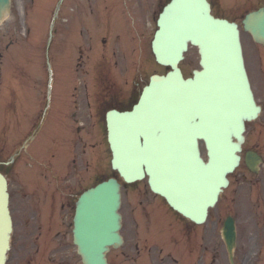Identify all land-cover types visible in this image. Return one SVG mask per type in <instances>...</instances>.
<instances>
[{"label":"water","instance_id":"95a60500","mask_svg":"<svg viewBox=\"0 0 264 264\" xmlns=\"http://www.w3.org/2000/svg\"><path fill=\"white\" fill-rule=\"evenodd\" d=\"M9 7V0H0V18ZM248 29L253 38L264 44V6L251 12L246 17ZM158 24L159 30L155 35L154 52L157 60L163 64H171L174 70L166 76H154L153 85L157 89L171 90L173 84L177 88H187L189 84L201 88L198 92L202 96L203 108L196 111L201 122L190 128H177V133L171 135L173 141L170 146L162 147L164 152H173L165 167L158 169L170 170L168 187L175 189V198L180 194L185 202L184 206L175 204L185 213V209L194 210L202 201L192 197L189 187L193 182L204 176L207 184L208 197L206 205L215 201L217 192L225 184L224 174L231 171L238 162L236 152L240 150L243 140V121L256 115L253 97L249 88L247 76L243 66L238 30L234 23L214 18L209 13L206 0H172L165 8ZM187 42L198 47L202 70L194 71L192 79L184 80L177 68V62L182 58ZM174 104L184 119V98L175 97ZM157 101V110L162 113ZM164 118V117H161ZM164 127L163 124H161ZM196 136H203L206 140L209 154L214 155L207 163L197 156ZM235 137L236 141H232ZM172 140V139H170ZM160 150V148L158 149ZM146 160V156L144 157ZM119 159H114L117 167ZM148 163H153L151 160ZM158 164V162H154ZM246 163L251 170L255 169L250 156ZM131 160L127 165H136ZM151 172L154 182L156 169ZM202 173V174H201ZM207 173V174H205ZM125 179L132 180L139 176L137 173L122 171ZM157 186H154L156 189ZM119 185L115 179L99 184L96 188L85 192L78 201L75 216V242L84 264H106L105 252L109 245L117 246L120 236L119 215ZM169 188V189H170ZM172 191V189H170ZM170 196H174L169 192ZM171 197L169 199L172 202ZM203 199V198H201ZM191 204L192 201H199ZM174 203V202H172ZM206 205L202 207L205 209ZM10 218L7 209L6 183L0 175V264L5 259L10 232ZM232 230H225L227 242H232Z\"/></svg>","mask_w":264,"mask_h":264},{"label":"rangeland","instance_id":"374dc122","mask_svg":"<svg viewBox=\"0 0 264 264\" xmlns=\"http://www.w3.org/2000/svg\"><path fill=\"white\" fill-rule=\"evenodd\" d=\"M60 1L11 0L10 11L0 22V104L8 103L0 109V127H4L7 134L14 126L15 129L17 125L23 126L27 122L30 110H36L38 104H43L47 73L46 57L52 66L53 103L54 107L56 105V111L62 109L59 100H64L66 94L74 91L77 96H83L92 89H104L115 60L123 63L121 68H127L128 64L132 65L133 75L137 70L142 71L139 73V76H142L138 80L143 77L146 79L144 73L153 72L149 66L151 63L149 65L145 63L148 60H145L137 49L140 46L139 49L148 50L144 46L151 40L155 28L153 17L156 14H154L156 0H139L138 5L133 6L135 15L133 17L123 10L122 0H63L59 8V18L52 21L55 25L52 39L46 42L52 12ZM133 1L135 0H132V4ZM212 1L219 15L236 18L238 21L242 19L243 14H238V8L243 7L240 1L244 0H221L229 12L222 9L217 0ZM25 11L24 24L28 36L23 25ZM79 48L81 50H78ZM196 65V49L191 47L185 54L183 69L186 74H190ZM156 66L158 72L164 71L161 66ZM111 77L118 79L117 72L113 70ZM117 83L120 84V89L126 86L123 80ZM80 88L88 91L84 93ZM7 118L8 122L4 124L2 120ZM54 123L56 124V120ZM94 135L92 165L94 164L96 175H109V154L103 142L102 126H94ZM53 136L57 140L51 142L50 148L55 153L59 151L57 145L60 143L58 140L61 134ZM248 136L251 143V134ZM9 144L10 141L6 140L0 145L7 152ZM0 157H3V154L0 153ZM241 167L244 166L241 164L239 172L244 171ZM83 177L84 179L78 177L80 183L81 181L90 183L88 175ZM232 188L233 186L225 190L220 197V203L225 205L224 211L237 207V216H246V212L240 210H246L245 203L237 202L242 194H232ZM122 194L124 207L128 197L131 199V193L127 197L125 189H122ZM219 210H222V207ZM248 215L254 217V211L248 212ZM248 219L252 221L253 218ZM240 221L242 222L243 218H240ZM108 258L110 264H120L118 250L109 253Z\"/></svg>","mask_w":264,"mask_h":264},{"label":"flooded vegetation","instance_id":"af4514ba","mask_svg":"<svg viewBox=\"0 0 264 264\" xmlns=\"http://www.w3.org/2000/svg\"><path fill=\"white\" fill-rule=\"evenodd\" d=\"M248 41L243 47L246 68L255 99L261 108L258 118L251 123L249 130L256 134L257 142L264 143V47L255 44L250 37ZM130 94L131 92L121 95V98L128 96V99L133 101L134 98ZM109 95L108 93L107 97L111 105L117 102L123 109L129 105ZM108 105L110 106L109 103ZM71 117L76 123L71 141L76 142V145L70 155L71 160L76 161L77 156L86 152L89 138L93 135L86 132V120L83 118L84 115L78 112L76 105ZM79 143L82 146L80 152L77 148ZM42 152L43 147L38 145L29 152L28 158L35 162ZM74 168L78 174V166L74 165ZM9 170L11 212L15 232L18 229L19 238L22 235L35 238L40 236L46 259L52 264H70L68 259H64V239L67 233L63 228L73 193L72 190L64 188L63 167L61 166L55 173H50V179L47 169L27 168L26 162L21 168L20 163L16 161ZM152 197L143 198L140 194L128 201L122 230L121 264H226L224 241L220 231L223 222L216 225L218 216L210 217V222L196 225L169 210L166 202L157 199V195ZM22 209H27V212L33 211L34 214L29 217L21 216L24 222L19 226L15 217L21 215ZM249 234L255 238L258 236L257 231H251ZM24 255L21 253V247H16L11 261L14 264H18L19 261L31 264L30 259H22ZM233 260L235 264L240 261L244 264H255L258 257L253 248L245 250L239 244Z\"/></svg>","mask_w":264,"mask_h":264}]
</instances>
